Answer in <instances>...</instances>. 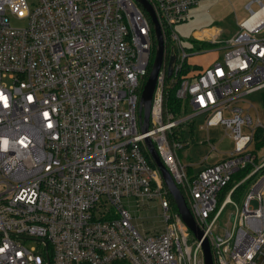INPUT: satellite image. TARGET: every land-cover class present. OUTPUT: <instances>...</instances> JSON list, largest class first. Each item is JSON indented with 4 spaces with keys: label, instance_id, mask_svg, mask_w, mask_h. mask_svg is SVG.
<instances>
[{
    "label": "built area",
    "instance_id": "2783aa9c",
    "mask_svg": "<svg viewBox=\"0 0 264 264\" xmlns=\"http://www.w3.org/2000/svg\"><path fill=\"white\" fill-rule=\"evenodd\" d=\"M146 1L164 55L141 133L139 101L156 38L136 0H0V264H204V239L212 264H264V2L246 6L249 17L221 60L183 73L191 55L175 26L203 0ZM11 18L23 26L13 27ZM207 43L217 44L218 35ZM174 85L178 112L166 104ZM254 93L263 109L243 100ZM200 115L206 131L222 125L234 149L189 173L177 154L187 142L176 134ZM145 138L201 240L149 162ZM246 184L238 207L231 197ZM123 199L157 201L162 231L140 234ZM229 205L234 210L221 225Z\"/></svg>",
    "mask_w": 264,
    "mask_h": 264
},
{
    "label": "rangeland",
    "instance_id": "374dc122",
    "mask_svg": "<svg viewBox=\"0 0 264 264\" xmlns=\"http://www.w3.org/2000/svg\"><path fill=\"white\" fill-rule=\"evenodd\" d=\"M252 1L254 0H203L190 10L188 21L175 26V31L181 38L183 48L191 55L187 58V64L190 65L189 71L191 69L198 70L209 61H214L215 59L221 60L224 57L227 50L226 43L239 31V24L249 17L246 6ZM262 1L264 2V0ZM258 8L257 3L252 4L254 11ZM10 22L13 27H21L24 24V22L12 18ZM200 28L214 30L216 35H218V43L213 45L209 43H205L204 45H201L202 43H193L192 34ZM206 45L211 47L209 53L194 55L197 49H207L209 46L207 47ZM243 100L247 104H252L259 109H263L261 93L244 96ZM245 103L239 105L246 108L247 104ZM204 126L205 116L200 115L191 124L184 122L178 130V133L182 135L183 141L187 142V145L177 152L179 161L183 166L187 167L188 171L193 173H197L206 164H212L226 158L227 154L234 149V142L227 135L222 125L211 126L207 131ZM207 139H210L212 146L216 147V155L214 153L210 154L211 146L207 142ZM208 155L209 158L204 162L205 157ZM250 183L252 181L248 184ZM248 184L244 185V187L238 190V193L231 197V200L238 207L241 206L242 200L238 194L244 196L249 191ZM222 199H219V204ZM122 202L132 217V226L140 234L152 236L162 231L165 221L163 212L157 201H152L145 205H142V203L136 204L135 201H127V199H123ZM252 205L257 206L255 203ZM233 210L234 208L231 205L226 208L220 219L221 225L228 224L229 214ZM173 212L171 210L170 214H173ZM193 237L194 235L192 234L188 238L189 244L193 242ZM33 244L32 241L26 242L27 246H32Z\"/></svg>",
    "mask_w": 264,
    "mask_h": 264
},
{
    "label": "water",
    "instance_id": "95a60500",
    "mask_svg": "<svg viewBox=\"0 0 264 264\" xmlns=\"http://www.w3.org/2000/svg\"><path fill=\"white\" fill-rule=\"evenodd\" d=\"M136 1L142 6V8L150 16L152 24H153L155 38H156L155 55H154V58L151 64L150 71L146 78L145 84L141 91L140 101H139V110H138V117L140 120L141 133H146L148 131V126H149V115H150V110H151L152 99H153L154 91L156 88L159 71L161 69L162 62H163L164 43H163V38L161 35V30H160L157 18L152 8L150 7V5L148 4L146 0H136ZM173 62H174V57H172L169 62L168 77H170L172 74V63ZM144 145L152 161L154 162L156 168L158 169L161 175V178L166 188L168 189V192L175 204V207L182 221L189 228V230L195 235V237L198 240H201L203 237V232L196 226L181 192L176 187L171 175L169 174L167 169L164 167V165L160 161L152 140L150 138H145ZM202 251H203V257H204V264H212V258H211L210 248H209L207 239H204L202 242Z\"/></svg>",
    "mask_w": 264,
    "mask_h": 264
},
{
    "label": "trees",
    "instance_id": "16d2710c",
    "mask_svg": "<svg viewBox=\"0 0 264 264\" xmlns=\"http://www.w3.org/2000/svg\"><path fill=\"white\" fill-rule=\"evenodd\" d=\"M204 45V44H203ZM207 47L209 46V45H206ZM206 46H205V48H206ZM203 47V46H202ZM210 47V46H209ZM188 65V64H187ZM190 65H188V67L186 66V69L183 71V73H186V72H188L190 69ZM176 85H174V86H171V87H168L167 88V91H166V95H165V97H166V104H167V108L169 109V110H172V111H174V112H178V109H179V103H178V101L175 99V96H174V92H175V90H176ZM191 133H192V131H191ZM177 136H178V138L179 139H183L182 138V135L181 134H176ZM147 155V158H148V160H149V162L154 166L155 164H154V162L152 161V159H151V157H150V155L149 154H146ZM189 173H191V171H188Z\"/></svg>",
    "mask_w": 264,
    "mask_h": 264
},
{
    "label": "crops",
    "instance_id": "0c3cea01",
    "mask_svg": "<svg viewBox=\"0 0 264 264\" xmlns=\"http://www.w3.org/2000/svg\"><path fill=\"white\" fill-rule=\"evenodd\" d=\"M214 32L215 31L211 30L210 28H200V29L194 31L193 34H192V37H193L192 40L194 41L193 43H195V42L197 44H201L202 43L201 45L207 43L209 37H211L212 35H216V32L215 33ZM216 60H220V59H215L214 61H216ZM214 61H209L208 63H206L204 65V67H201L200 69L205 68L206 66L212 64Z\"/></svg>",
    "mask_w": 264,
    "mask_h": 264
}]
</instances>
